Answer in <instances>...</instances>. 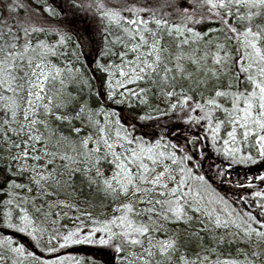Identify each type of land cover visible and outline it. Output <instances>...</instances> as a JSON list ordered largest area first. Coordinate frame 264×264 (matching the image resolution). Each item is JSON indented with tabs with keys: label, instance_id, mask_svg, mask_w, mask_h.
I'll use <instances>...</instances> for the list:
<instances>
[{
	"label": "snow or ice",
	"instance_id": "1",
	"mask_svg": "<svg viewBox=\"0 0 264 264\" xmlns=\"http://www.w3.org/2000/svg\"><path fill=\"white\" fill-rule=\"evenodd\" d=\"M0 264H264V0H0Z\"/></svg>",
	"mask_w": 264,
	"mask_h": 264
},
{
	"label": "rangeland",
	"instance_id": "2",
	"mask_svg": "<svg viewBox=\"0 0 264 264\" xmlns=\"http://www.w3.org/2000/svg\"><path fill=\"white\" fill-rule=\"evenodd\" d=\"M70 53H71V45L69 47V55H70ZM60 198L61 199L67 198L71 202L78 203L82 208H88L89 205H92L94 211H103V209H101L99 207V205L101 203V196L99 194L95 193V191H92L88 195L87 194L85 195V192L82 195H80L75 190L68 189L66 194L62 195ZM70 214H74V211L72 213H70ZM54 218H55L54 216L49 218L48 224H47V226L49 228L55 227L51 223V220L54 219ZM63 223L68 224L69 226H71V221H69L68 219H64Z\"/></svg>",
	"mask_w": 264,
	"mask_h": 264
},
{
	"label": "trees",
	"instance_id": "3",
	"mask_svg": "<svg viewBox=\"0 0 264 264\" xmlns=\"http://www.w3.org/2000/svg\"><path fill=\"white\" fill-rule=\"evenodd\" d=\"M71 45V44H70ZM70 45H69V47H70ZM80 180H81V177H77L76 178V185H75V191L78 193V194H80V195H82L84 192H85V195L87 194H90L91 192H89V190H88V187H87V184L85 183L84 185H83V187H81V185H80ZM77 248L79 249V254H83L84 252H89V251H91V249H89V248H87V247H83V248H81L80 246H77Z\"/></svg>",
	"mask_w": 264,
	"mask_h": 264
}]
</instances>
